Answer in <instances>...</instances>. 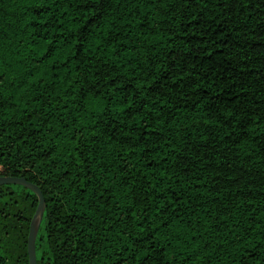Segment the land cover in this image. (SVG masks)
<instances>
[{"label": "trees", "instance_id": "16d2710c", "mask_svg": "<svg viewBox=\"0 0 264 264\" xmlns=\"http://www.w3.org/2000/svg\"><path fill=\"white\" fill-rule=\"evenodd\" d=\"M0 176L37 264H264V0H0Z\"/></svg>", "mask_w": 264, "mask_h": 264}, {"label": "water", "instance_id": "95a60500", "mask_svg": "<svg viewBox=\"0 0 264 264\" xmlns=\"http://www.w3.org/2000/svg\"><path fill=\"white\" fill-rule=\"evenodd\" d=\"M7 183L22 184L33 190V192H35L38 195L39 204L30 225V232L28 238V253H29L30 264H37L36 239H37L40 223L43 217V213L45 210V198L40 188L36 184L28 181L24 177L0 176V184H7Z\"/></svg>", "mask_w": 264, "mask_h": 264}]
</instances>
